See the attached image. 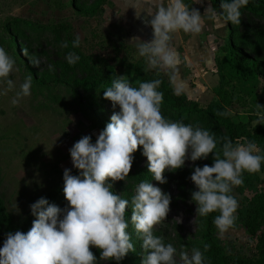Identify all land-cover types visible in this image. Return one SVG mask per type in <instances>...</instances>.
I'll list each match as a JSON object with an SVG mask.
<instances>
[{
	"label": "rangeland",
	"instance_id": "1",
	"mask_svg": "<svg viewBox=\"0 0 264 264\" xmlns=\"http://www.w3.org/2000/svg\"><path fill=\"white\" fill-rule=\"evenodd\" d=\"M98 1L0 0V47L15 61V69L9 76L15 87L9 89L6 80L0 79V197L15 225L31 214L29 205L32 202L53 190L57 189V193L47 199L50 203L60 207L67 203L62 191L63 170L69 168L72 174H77L68 149L85 134L91 135L94 142L100 130L92 118L99 117L109 122L113 111L111 102L103 98V91L83 85L86 74L78 60L73 65L67 63L66 54L73 53L70 50L73 38L79 35L78 48L87 59L103 60L123 71L131 62L143 61L146 64L130 43L134 36L143 40L152 38V29L145 22L144 12L138 15L131 5L124 8L129 0H106L102 9L98 7ZM208 3L212 5V0H204V4L194 7L203 11ZM150 6L146 0L141 5L144 9ZM92 9L95 14L89 12ZM240 21V34L250 41H257L264 20L251 11L242 10ZM35 22L40 24L39 27L32 25ZM228 30V24L209 21L199 33L181 31L171 37L169 43L180 62L174 71H161L177 93L186 94L201 106L218 99L214 91L219 82L215 59ZM62 44L67 46L62 47ZM15 48L19 49L20 56L15 53ZM258 58L259 71L264 74V50ZM33 59L39 63L33 64ZM29 70L40 81L49 83L51 90L41 91L31 84L30 95L20 97L16 104H12L11 100L19 84L29 76ZM147 70L157 72L155 69ZM263 84L264 77H261L259 94H262ZM258 104L249 97L239 96L229 113L233 120L247 121L250 127L264 124V99L258 100ZM160 110L162 113L161 107ZM251 115H256L257 119L250 122ZM139 148L134 154L129 175L124 181L113 182L111 190L122 198L130 199L141 180L158 185L170 194L171 199L165 219L153 226L154 235L161 236L165 243L176 248V264H184L179 255L181 251L190 257L193 248L201 250L205 264H213L202 239L206 216L195 212L196 205L190 201L195 185L188 178L193 163L203 166L211 165L212 161L208 157L195 162L186 160L184 167L163 173L167 182L159 184L151 180L146 157L141 155ZM261 191H264V171L259 172V179L253 187L235 186L233 196L238 207L234 216L256 192ZM15 204L19 211H16ZM32 218L35 219L34 216ZM7 225L0 213V245L8 230ZM127 231L135 252L129 251L119 264H140L144 254L141 240L131 223ZM216 236L225 253L251 255L255 251L257 238L248 232L243 221L230 224L223 231L218 229ZM90 250L97 256L96 264H117L100 258L99 249L90 246Z\"/></svg>",
	"mask_w": 264,
	"mask_h": 264
},
{
	"label": "clouds",
	"instance_id": "2",
	"mask_svg": "<svg viewBox=\"0 0 264 264\" xmlns=\"http://www.w3.org/2000/svg\"><path fill=\"white\" fill-rule=\"evenodd\" d=\"M145 0H129V5L151 26L152 38L132 37L147 69L175 70L180 62L169 41L178 33H199L206 22L240 24V9L249 0H219V10L210 3L200 11L196 4L204 0H146L151 5L144 9ZM76 35L72 46L78 47ZM66 47V44H62ZM66 61L73 65L79 57L71 52ZM33 64L39 61L33 59ZM51 70V66H49ZM15 69L14 59L0 47V79L9 89V79ZM159 78L131 86L123 75L103 88V98L113 109L109 122L99 131L93 142L91 135H82L68 149L72 167L62 173L63 194L67 203L60 207L41 196L29 205L35 217L26 232H6L0 245V264H96L97 256L90 246L99 249V257L117 264L129 251L135 252L127 231L129 224L141 240L140 264H176V248L154 235L153 226L159 224L169 211L170 194L148 180H141L130 199L113 192V182L124 181L129 175L138 146L146 157L147 171L159 184L167 182L165 172L185 166V161L203 160L212 153V164L191 165L189 179L195 190L190 201L200 216L218 212L213 223L221 231L234 220L238 202L232 189L243 183V173H258L264 155L252 141L239 138L235 142L224 139L218 149L214 134L199 125L165 118L160 110L163 93ZM31 77H25L11 103L30 95ZM243 140V142H241ZM16 211H19L15 204ZM130 211L126 219L125 213ZM205 250L207 245H204ZM184 264H205L200 249L193 248L191 256L180 252Z\"/></svg>",
	"mask_w": 264,
	"mask_h": 264
},
{
	"label": "trees",
	"instance_id": "3",
	"mask_svg": "<svg viewBox=\"0 0 264 264\" xmlns=\"http://www.w3.org/2000/svg\"><path fill=\"white\" fill-rule=\"evenodd\" d=\"M106 0H99L97 5L102 9ZM190 4V0H186ZM212 6L219 10V0H212ZM248 10L259 15L264 20V0H249L248 4L240 9ZM95 14V10L89 11ZM228 34L221 46V51L216 55V66L219 76L218 85L214 88L217 100L211 101L207 106H201L198 101L191 99L184 93H177L171 81L162 73L157 71L150 73L143 61L128 63L126 70L109 66L105 61L87 59L78 47H71L73 54L79 57L78 62L86 76L82 83L88 89L95 88L104 91L103 88L111 85L112 79L118 75H123L127 82L136 87L142 81L159 78L161 80L159 90L163 93L161 103L162 114L170 120H182L186 124L199 125L214 134L218 141V149L224 139L235 142L239 138L252 141L264 155V124L257 123L250 127L249 122L244 120L235 121L229 113V109L234 106L236 98L239 96L249 97L255 104L258 100L264 99V84L262 94L258 93L260 78L264 77L259 71L258 54L264 50V26L257 41H250L240 34L239 24L227 23ZM34 27H39V23H33ZM63 27H65L63 25ZM56 28V26H52ZM65 30L67 29L64 28ZM15 53L20 56V51L15 48ZM31 84L39 90H51V85L40 81L33 71L29 70ZM259 106V104H258ZM261 107V106H260ZM90 110V107H87ZM91 117V114H88ZM257 119L256 115L250 116V122ZM92 122L102 130L108 123L107 120L93 117ZM242 141V140H241ZM138 151V149H137ZM136 151V152H137ZM135 152V153H136ZM134 153V154H135ZM209 161H212V153H209ZM264 171V162L261 163V170ZM243 183L239 186L253 187L254 182L259 179L258 173L243 174ZM56 190L49 192L45 198L49 199L56 194ZM233 195V189H232ZM1 217L8 222L7 232L20 230L26 232L31 227L33 216L29 214L20 224L15 225L9 217L4 201L0 197ZM218 212L209 213L205 218L203 232V245H207L206 252L212 259L213 264H264V191L256 192L241 208L237 216L231 223L235 225L238 221H243L248 232L257 238L255 251L251 255L243 253H225L216 236L217 226L213 223V218ZM129 217L126 211L125 218Z\"/></svg>",
	"mask_w": 264,
	"mask_h": 264
},
{
	"label": "crops",
	"instance_id": "4",
	"mask_svg": "<svg viewBox=\"0 0 264 264\" xmlns=\"http://www.w3.org/2000/svg\"><path fill=\"white\" fill-rule=\"evenodd\" d=\"M191 2H192V0H191Z\"/></svg>",
	"mask_w": 264,
	"mask_h": 264
}]
</instances>
